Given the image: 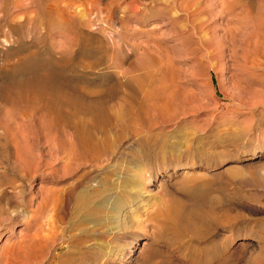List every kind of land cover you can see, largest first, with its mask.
<instances>
[{"label":"rangeland","instance_id":"374dc122","mask_svg":"<svg viewBox=\"0 0 264 264\" xmlns=\"http://www.w3.org/2000/svg\"><path fill=\"white\" fill-rule=\"evenodd\" d=\"M1 1L0 264L163 260L194 173L264 227L263 1Z\"/></svg>","mask_w":264,"mask_h":264},{"label":"bare ground","instance_id":"6f19581e","mask_svg":"<svg viewBox=\"0 0 264 264\" xmlns=\"http://www.w3.org/2000/svg\"><path fill=\"white\" fill-rule=\"evenodd\" d=\"M98 1L89 0V5H94ZM224 1L230 9L232 20L241 21L254 16L251 0ZM261 1L264 2V0ZM70 6L71 2H66L64 7L56 5L58 15L65 13ZM83 14L86 13L83 12ZM255 14L258 16L260 23L264 25V9L255 11ZM147 51H149L148 48ZM2 163L0 159V164ZM262 174L264 175V170ZM4 175L0 171V185L6 183L12 186L11 188L16 187L14 186L15 181L9 176L5 179ZM194 175L197 177L189 180L192 183L183 186L187 202L179 198H171L168 203L166 202L163 212L168 221L161 225L157 235V240L166 241L164 242L165 251L162 254L163 260L150 264H264V227L262 223H258V219H255L252 214H245L234 204L226 203L223 197L229 194L225 193L224 188L220 190L221 194L219 196L213 198L211 192L212 180H203L198 173H194ZM241 195H244V191L237 188L232 197L238 199ZM253 197L257 199L256 195H253ZM2 200L6 201L7 197L0 196V201ZM240 220L244 222V225L239 228L236 227V224ZM219 228H230L229 235L226 237L215 235ZM237 235L256 238L259 243L257 248L231 251L229 244ZM185 237L186 239H184ZM82 256L87 259L90 253L82 252Z\"/></svg>","mask_w":264,"mask_h":264}]
</instances>
